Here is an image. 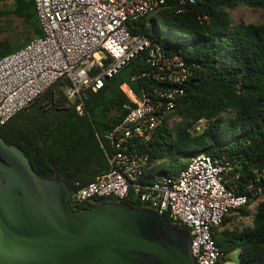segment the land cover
Returning a JSON list of instances; mask_svg holds the SVG:
<instances>
[{
  "label": "trees",
  "instance_id": "obj_1",
  "mask_svg": "<svg viewBox=\"0 0 264 264\" xmlns=\"http://www.w3.org/2000/svg\"><path fill=\"white\" fill-rule=\"evenodd\" d=\"M240 7L264 10V0H198L185 13H176V0H167L155 14L161 27L168 30L167 35H160V27L155 31L153 26H147L146 19L140 24L143 34L183 47L182 54L192 71L185 93L178 98L171 115L180 121L172 127L163 122L151 142L141 149L149 157L145 181L154 182L158 174L176 176L187 166L181 159L204 154L227 164L224 185H236L241 190L258 178L255 185L262 187L264 195V19L256 25H235L230 11ZM9 17L19 18L24 27L32 30L26 45L43 35L34 0H0V18ZM174 32L186 39L175 37ZM11 44L9 40L0 42V58L12 54ZM145 68L143 56H139L103 89L87 92V115L82 117L65 95L69 81L61 79L43 98L0 127V137L25 155L37 176L49 179L57 172L70 191L85 186L108 170L95 133L107 146L105 135L121 121L126 113L124 106L129 103L120 85L129 83L132 75ZM129 85L137 93L144 84ZM200 122H204V128L194 134L193 126ZM167 161L173 166L171 171L165 170ZM157 165L162 167L160 172ZM262 196L249 195L247 206L229 216L247 217V207ZM109 201L115 200L70 202V207L74 212L83 211ZM118 202L131 208L144 207L132 188L128 197ZM229 216L212 232L222 252L219 264L233 251L238 252L240 264H264V200L257 203L251 223L246 226L238 224L230 230L226 226L231 221ZM164 217L173 222L168 215Z\"/></svg>",
  "mask_w": 264,
  "mask_h": 264
},
{
  "label": "built area",
  "instance_id": "obj_2",
  "mask_svg": "<svg viewBox=\"0 0 264 264\" xmlns=\"http://www.w3.org/2000/svg\"><path fill=\"white\" fill-rule=\"evenodd\" d=\"M166 1L34 0L43 35L0 58V127L43 98L61 79L69 81L65 95L75 111L85 116L86 93L103 89L131 61L143 56L146 68L132 75L129 83L144 85L137 93L129 83L120 85L130 104H125L123 118L105 135L108 145L95 133L108 170L71 191L69 202L101 198L118 202L126 199L132 188L144 208L168 215L188 230L196 264H219L222 252L212 237L213 230L231 212L246 207L249 195L262 196L263 190L255 185L258 178L241 190L224 185L227 164L204 154L192 157L176 176L158 174L154 182L144 180L149 157L141 149L151 142L159 126L172 118L192 76L183 47L140 31L143 19L147 26L156 25L150 15L161 10ZM176 2V13H185L198 0ZM203 125H194L192 132L199 133Z\"/></svg>",
  "mask_w": 264,
  "mask_h": 264
},
{
  "label": "water",
  "instance_id": "obj_3",
  "mask_svg": "<svg viewBox=\"0 0 264 264\" xmlns=\"http://www.w3.org/2000/svg\"><path fill=\"white\" fill-rule=\"evenodd\" d=\"M70 193L0 137V264H196L179 224L116 201L74 212Z\"/></svg>",
  "mask_w": 264,
  "mask_h": 264
},
{
  "label": "rangeland",
  "instance_id": "obj_4",
  "mask_svg": "<svg viewBox=\"0 0 264 264\" xmlns=\"http://www.w3.org/2000/svg\"><path fill=\"white\" fill-rule=\"evenodd\" d=\"M7 4H8V6H11L9 3H7ZM230 16L233 20V24H235V25H237L241 22L246 23V24H255L256 25V24H259L263 21L264 10L263 9L248 8V7H240L234 11H230ZM150 20H151L152 24H153V22H152L153 20L157 21L156 25L153 26V28L156 31L157 28L160 27L161 28L160 29L161 30V33H160L161 36L168 34V30L166 28L161 27V24L157 20L155 14L150 15ZM173 35L179 39H184V40L186 39V36L182 35L179 32H174ZM31 36H32V30L31 29L28 30L26 27H24L22 21L19 18H16V17H9L8 19L0 18V42H2L4 40H9L12 43L11 44L12 48L14 49V51L12 53L24 48L26 45L25 44L26 38H30ZM179 121H180V119L178 117L174 116L170 120H168V125L170 127H172V125L174 123H178ZM193 133L198 134L196 132H193ZM190 159L191 158L184 157L180 161L182 163L188 164ZM172 167L173 166L170 162L167 161L165 163V170L171 171ZM161 168H162L161 166L157 165L156 166L157 172H160L162 170ZM260 200H264V195L262 197H260V199L256 203H252L251 206H253V208L250 209L252 214L255 210V206L257 205V203ZM231 216L229 217V218H231L230 222L235 221V224H238V223L243 224L244 223L243 218H240L238 215H233L232 217ZM248 217H250L248 220V223L250 224L251 220H252L251 213L247 216V218ZM238 218L242 219V221H240V222L236 221ZM221 264H240V258H239L238 252L233 251V252H230L229 254H227L225 259L222 261Z\"/></svg>",
  "mask_w": 264,
  "mask_h": 264
},
{
  "label": "crops",
  "instance_id": "obj_5",
  "mask_svg": "<svg viewBox=\"0 0 264 264\" xmlns=\"http://www.w3.org/2000/svg\"><path fill=\"white\" fill-rule=\"evenodd\" d=\"M252 204H250L248 207H247V212H248V214H250L251 213V215H252V212H251V208H253V206H251ZM234 215V214H233ZM232 215V216H233ZM231 216V217H232ZM230 217V216H229ZM249 218L250 217H245V218H243V221H244V223L242 224V226H246V225H248L249 223H248V220H249ZM236 221H238V222H240V221H242V219H237ZM238 224H241V223H238ZM238 224H235V221L234 222H229L226 226L230 229V230H232V228H234V227H236V226H238Z\"/></svg>",
  "mask_w": 264,
  "mask_h": 264
}]
</instances>
